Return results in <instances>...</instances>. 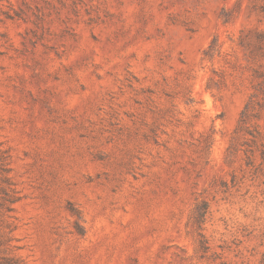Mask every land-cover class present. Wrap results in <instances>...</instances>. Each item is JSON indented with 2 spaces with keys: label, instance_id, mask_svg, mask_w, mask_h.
Wrapping results in <instances>:
<instances>
[{
  "label": "rangeland",
  "instance_id": "374dc122",
  "mask_svg": "<svg viewBox=\"0 0 264 264\" xmlns=\"http://www.w3.org/2000/svg\"><path fill=\"white\" fill-rule=\"evenodd\" d=\"M255 29L264 0H0V240L24 264H264V175L227 152L250 100L264 143Z\"/></svg>",
  "mask_w": 264,
  "mask_h": 264
},
{
  "label": "trees",
  "instance_id": "16d2710c",
  "mask_svg": "<svg viewBox=\"0 0 264 264\" xmlns=\"http://www.w3.org/2000/svg\"><path fill=\"white\" fill-rule=\"evenodd\" d=\"M236 45L246 51V58L248 61H255L257 58L264 57V30L253 31H240ZM220 51L216 40H213L207 48L203 51V59L209 62L213 61L215 56H219ZM253 76L256 79H261L260 82L254 85V90L262 95L264 104V72L257 69H253ZM211 82V79H209ZM206 89H210L206 85ZM255 97V94L253 95ZM260 107V105H258ZM256 119V109L252 106V100H250L242 110L239 127L233 132L230 146L227 149L228 154H236L241 152L244 156V164L246 168H251L254 174L260 173L264 175V143L261 141V134L259 129H249L248 124ZM212 139L205 141L202 153L206 158L211 149ZM257 154L260 159V163H256ZM9 164L8 157L2 149H0V182L3 185H9L6 173L8 172L6 166ZM235 182V175L232 176L231 183ZM227 186V184H223ZM15 199L12 198L10 192H8L4 186H0V208H4L6 211H11L9 204H13ZM209 206L205 201H196L190 210V216L188 224L192 228L194 250L196 252L206 253L209 249L206 238L203 234V225L208 213ZM4 237V234L2 235ZM3 240V239H2ZM0 240V264H24L23 260L17 254L12 253L8 244V239L4 241ZM264 262V261H263Z\"/></svg>",
  "mask_w": 264,
  "mask_h": 264
}]
</instances>
